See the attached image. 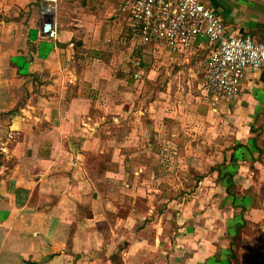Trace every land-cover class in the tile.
I'll use <instances>...</instances> for the list:
<instances>
[{"label": "crops", "instance_id": "crops-1", "mask_svg": "<svg viewBox=\"0 0 264 264\" xmlns=\"http://www.w3.org/2000/svg\"><path fill=\"white\" fill-rule=\"evenodd\" d=\"M202 1L229 31L264 38V0ZM46 4L0 0V264H220L261 172L264 67L211 105L195 65L206 38L139 45L123 0H56L48 39ZM184 138L198 193L158 206L164 143Z\"/></svg>", "mask_w": 264, "mask_h": 264}, {"label": "built area", "instance_id": "built-area-1", "mask_svg": "<svg viewBox=\"0 0 264 264\" xmlns=\"http://www.w3.org/2000/svg\"><path fill=\"white\" fill-rule=\"evenodd\" d=\"M43 1L47 4L41 6L40 34L55 39L57 23L45 16L55 11L56 0ZM122 10L128 12L130 39L139 45L152 43L180 52L198 37L206 38L209 53L203 60L199 93L211 105L240 97L246 71L264 67V38L229 31L220 15L202 0H123Z\"/></svg>", "mask_w": 264, "mask_h": 264}, {"label": "rangeland", "instance_id": "rangeland-1", "mask_svg": "<svg viewBox=\"0 0 264 264\" xmlns=\"http://www.w3.org/2000/svg\"><path fill=\"white\" fill-rule=\"evenodd\" d=\"M208 53L209 52L206 51V53L203 52L201 55H199V60L197 61V63H195V65L199 66L201 63L200 66H202L203 60ZM259 128L260 131L258 135L264 139V123L260 124ZM187 131L188 130H186V132ZM194 131H197L194 129V127L190 129V132H192V134H194ZM207 132L208 136L211 135V138L207 141L208 144H205L206 147L209 148L211 147V145H213V139L215 140V138L212 139V137H214L213 134L216 131L212 129L207 130ZM224 132L227 133L226 128ZM189 138L195 139L192 136H189ZM185 141L186 139L184 138L180 141L172 140L170 141V143H164L165 145H168V148L163 151H165L166 153L170 151V155L167 154V158L160 159V162L164 163L166 167H162L159 170V177L155 178L158 180V206L166 204L165 201H167L168 198H174V204L171 205L174 207L173 209L176 210L177 207L180 206L179 203H182L185 200H189L191 197H194L198 193V184L196 183V181L198 180V174L193 171L191 172L187 168H185L182 161V157L185 156L183 145ZM193 141L197 142L196 139ZM169 144L172 146H170ZM223 144L226 145L224 142ZM261 145L263 153L261 156H259L261 160L257 163L261 169V172H259V170L256 171L253 180L251 181L253 183L251 186V190L254 191L252 193L254 196V203L251 204V212L248 208H246V210L244 211L243 215L246 216L245 219L247 220L246 223L245 221H243L244 226L241 229L238 243L236 241L237 245L233 250L231 249L229 243L233 241L232 234H234L233 231L236 224H239V222H241L239 215L236 216L237 218L232 217L231 220H233V222L230 221L227 224V227H229V229L227 228V240L224 242L227 249L225 250V252H223V254H221L222 261L220 262V264H264V144L261 143ZM160 148L161 147H158L157 150L159 151V153H161L162 157L163 152H161V149L163 148ZM171 151H174L175 153H171ZM166 159H168V161ZM199 190L202 193L203 190H201L200 188ZM231 204L232 208H234V202L230 203V205ZM235 211L238 212L239 210L236 209ZM235 221H237L238 223H235ZM231 252L235 255H232Z\"/></svg>", "mask_w": 264, "mask_h": 264}, {"label": "trees", "instance_id": "trees-1", "mask_svg": "<svg viewBox=\"0 0 264 264\" xmlns=\"http://www.w3.org/2000/svg\"><path fill=\"white\" fill-rule=\"evenodd\" d=\"M226 189H228V190H230V188H227L226 187ZM244 225L242 224V225H237L236 227H235V233H234V237H233V241L230 243V246H231V249L233 248H235V246L237 245L236 244V241H237V243H238V240H239V235H240V232H241V229H242V227H243ZM232 249V250H233ZM232 255H235L234 253H232Z\"/></svg>", "mask_w": 264, "mask_h": 264}]
</instances>
